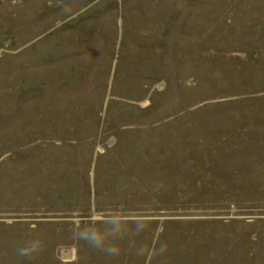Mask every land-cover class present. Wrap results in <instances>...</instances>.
Here are the masks:
<instances>
[{
    "label": "rangeland",
    "instance_id": "374dc122",
    "mask_svg": "<svg viewBox=\"0 0 264 264\" xmlns=\"http://www.w3.org/2000/svg\"><path fill=\"white\" fill-rule=\"evenodd\" d=\"M0 264H264V0H0Z\"/></svg>",
    "mask_w": 264,
    "mask_h": 264
},
{
    "label": "clouds",
    "instance_id": "9594fccd",
    "mask_svg": "<svg viewBox=\"0 0 264 264\" xmlns=\"http://www.w3.org/2000/svg\"><path fill=\"white\" fill-rule=\"evenodd\" d=\"M97 224H103L104 227H97ZM146 226V222L142 219L129 221L124 215L110 212L104 213L99 221H94L84 228H76L74 236L79 240L85 241L93 248L109 256H114L120 252V247L116 241L123 239L129 234L139 235L145 230ZM41 250V243L34 241L28 246L18 248L16 254L20 257H30ZM149 251H156L155 246L153 245V248L149 249L142 245L137 249L136 254L144 255ZM163 251H165V246L161 245L159 252Z\"/></svg>",
    "mask_w": 264,
    "mask_h": 264
}]
</instances>
